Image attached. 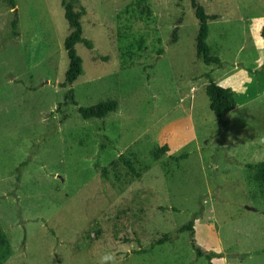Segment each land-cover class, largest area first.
Here are the masks:
<instances>
[{
    "label": "rangeland",
    "instance_id": "obj_1",
    "mask_svg": "<svg viewBox=\"0 0 264 264\" xmlns=\"http://www.w3.org/2000/svg\"><path fill=\"white\" fill-rule=\"evenodd\" d=\"M196 2L216 16L206 44L218 68L195 58L188 0H146L149 16L137 0H79L92 48L74 46L73 100L117 104L84 121L76 106L57 110L69 32L60 0H0L2 264H101L108 253L115 264H264V186L246 167L264 163V0ZM206 75L234 95L225 130ZM161 145L168 152L151 161ZM119 155L149 167L117 183ZM188 223L191 237L177 231Z\"/></svg>",
    "mask_w": 264,
    "mask_h": 264
},
{
    "label": "trees",
    "instance_id": "obj_2",
    "mask_svg": "<svg viewBox=\"0 0 264 264\" xmlns=\"http://www.w3.org/2000/svg\"><path fill=\"white\" fill-rule=\"evenodd\" d=\"M189 6L192 10L194 19L197 22V30L194 37V55L195 58L200 60L205 66L220 67L219 59L211 53L209 46L206 44V38L208 35L207 22L216 18L214 15H207L203 8L199 6L196 0H188ZM60 7L62 9L63 18L67 24L68 34L65 36L62 42V49L67 59V66L63 74V80L58 84L60 89L65 90L62 95V101L57 104V110L60 106L70 104L76 106V102L73 100V94L71 85L72 83L82 75L81 59L75 52L74 46L81 44L86 49L92 48L90 42L82 37V29L80 24L81 17L85 14V9L80 5L79 0H60ZM136 7L140 13L145 16L150 15V10L146 0H137ZM179 24V23H178ZM176 24V25H178ZM14 28L12 24L11 29ZM261 36H264V26L261 29ZM177 37V26H174L170 32V42L175 43ZM157 55L161 54V50H158ZM207 84L204 86V94L207 99L208 109L214 117L216 125L225 130L227 127V115L235 108L236 103L233 93L228 88H223L214 83L208 75H206ZM117 104L114 100H105L98 102L91 106L78 107L76 106V113L80 119L87 120H102L108 114L115 112ZM168 152L166 145L156 146L149 151L151 161H158L162 156ZM131 159L125 158L119 155L116 161L111 162L110 166L113 173V179L120 183L125 178V185H128L134 180H138L140 176L146 172L149 164L140 162L134 155ZM184 155L178 156L175 159H181ZM118 165V166H117ZM122 168L123 174H119L117 168ZM249 171L252 172L250 176L258 186H264V163H256L246 166ZM101 176H105L104 169H101ZM264 214V213H263ZM187 230L190 232L189 237L192 235L191 224L188 223L180 227L177 231L181 232ZM166 240L163 236L158 240L152 242V244H162ZM191 248L194 250L196 256H200V251L190 243ZM9 254V244L5 235L0 230V264Z\"/></svg>",
    "mask_w": 264,
    "mask_h": 264
},
{
    "label": "clouds",
    "instance_id": "obj_3",
    "mask_svg": "<svg viewBox=\"0 0 264 264\" xmlns=\"http://www.w3.org/2000/svg\"><path fill=\"white\" fill-rule=\"evenodd\" d=\"M235 91V89H233ZM111 261L112 264H115V258L111 253L105 254L101 258V264H108V262Z\"/></svg>",
    "mask_w": 264,
    "mask_h": 264
}]
</instances>
